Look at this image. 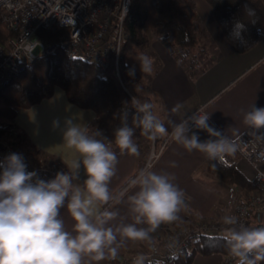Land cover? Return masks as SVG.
<instances>
[{
    "label": "clouds",
    "instance_id": "9594fccd",
    "mask_svg": "<svg viewBox=\"0 0 264 264\" xmlns=\"http://www.w3.org/2000/svg\"><path fill=\"white\" fill-rule=\"evenodd\" d=\"M244 11L250 19L255 17V9L247 4ZM245 31V24L237 20L229 36L243 44ZM138 61L141 72L152 73L149 56L142 55ZM129 75L134 76L135 69H130ZM181 107L177 104L172 111L178 112ZM210 116L201 107L178 123L169 120V132L154 105L137 100L134 126H129L125 111L121 126L115 129L114 142L121 155L138 156L134 136L139 128L151 141L168 136L186 151H198L209 160L234 155L240 137H231L210 125ZM242 123L257 139H264V107L253 104L243 112ZM53 126L59 127V120H54ZM193 127L205 131L209 138L201 141ZM97 137H102L100 131L90 134L87 126L65 120L63 140L79 158L67 172H58L48 181L26 170L22 154L12 153L0 161V264H99L115 260L129 242H146L155 250L152 233L162 224L179 220V213L187 207L185 193L174 182L173 174L154 171L151 163L128 177L124 187L113 194L109 185L117 174L118 156ZM81 167L86 179L79 183ZM114 204L126 205V214L122 215ZM62 209L71 219L70 228L66 227ZM221 222L224 230L217 239L223 241L235 264H264V225L248 227L230 214ZM176 245L173 239L169 248ZM145 260L144 255H137L133 264H145Z\"/></svg>",
    "mask_w": 264,
    "mask_h": 264
},
{
    "label": "crops",
    "instance_id": "0c3cea01",
    "mask_svg": "<svg viewBox=\"0 0 264 264\" xmlns=\"http://www.w3.org/2000/svg\"><path fill=\"white\" fill-rule=\"evenodd\" d=\"M196 2V20H199L200 40L206 44L203 49L205 52L199 57H188L185 55L187 51L179 52L170 40L153 36L147 48L153 62V71L144 76L139 88L151 96L154 111L164 121L169 132V120L178 123L184 116L186 118L199 107H204L211 113L210 125L231 137L241 136L247 130L242 123L243 112L253 104L264 107V32L253 48L237 52L225 37L205 1ZM177 104L182 107L178 112H173L172 109ZM67 119L89 129L95 122L96 115L92 109L82 108L69 101L65 90L57 86L51 97L31 107L19 108L15 124L43 154L59 159L69 170L79 154L63 140ZM54 120H59V127L53 126ZM192 131L199 135L201 141L209 138L203 130L193 128ZM134 141L139 148L138 156L121 155L115 142L108 143L119 160L117 174L109 185L114 195L128 177L150 161L151 141L141 132H135ZM225 157L228 160V155ZM206 160L203 153L195 150L188 152L170 138L160 155L151 163L154 171L173 174L174 182L185 193L187 207L179 213V220L162 225L184 224L203 217H222L243 199L247 189L226 184L206 171ZM172 162H175V167ZM233 163L253 181L256 170L250 161L238 156ZM84 179L86 176L81 167L79 183ZM114 207L119 208L122 215L127 212L124 204H114ZM61 214L66 227L70 228L72 222L66 209H62ZM162 225L152 233L154 241L159 240L164 230ZM147 245L141 241L129 242L119 256L125 258ZM225 256L222 252L196 253L191 264H224ZM109 261L104 260L99 264H108ZM92 264L96 262L93 261Z\"/></svg>",
    "mask_w": 264,
    "mask_h": 264
},
{
    "label": "trees",
    "instance_id": "16d2710c",
    "mask_svg": "<svg viewBox=\"0 0 264 264\" xmlns=\"http://www.w3.org/2000/svg\"><path fill=\"white\" fill-rule=\"evenodd\" d=\"M207 1L213 8L215 19L222 32L237 52H246L259 42L264 32V0ZM246 4L255 9V17L251 18L255 19V23H252L245 14ZM196 18V0H132L125 19L128 38L120 51L118 69L116 59L113 57L105 75L102 76L94 63L82 57H72L66 47H61L53 54L39 56L21 73L13 76L0 91V130L2 132L10 130L16 125L15 117L19 108L31 107L51 97L55 88L60 86L65 90L69 101L95 112L96 119L88 129L89 133L100 131L102 137H97L98 139H104L107 144L114 142L115 129L121 126L125 111L128 113L129 126H134L136 101L153 104L151 96L139 88L147 73L141 72L138 58L142 55L149 56L147 48L153 36L170 40L179 52L195 50L200 45V31ZM237 20L242 21L246 26L243 44L232 40L229 36L233 23ZM13 34L0 17V43H6ZM62 34L61 29L39 32L41 38L49 41L58 40ZM130 69H135L134 76L129 75ZM136 132L141 130L136 128ZM166 139L167 136L154 141L155 147ZM23 142L27 143L36 154L44 155L45 159L52 158L43 154L41 149L28 138ZM63 169L65 172L68 171L64 166ZM204 169L231 186L239 185L250 190L256 188L253 181L247 178L234 163L227 162L226 157L216 160L207 158ZM40 177L37 174V178ZM53 178L55 177H47L46 181ZM125 183L115 194L124 187ZM252 223L253 227L264 225L258 213H253ZM162 226L164 229L169 227ZM218 235H199L192 241L191 248L184 249L165 264H191L196 253L222 252L228 255L229 252L223 241L217 239ZM124 259L118 255L108 264H123ZM228 264H235V261Z\"/></svg>",
    "mask_w": 264,
    "mask_h": 264
},
{
    "label": "built area",
    "instance_id": "2783aa9c",
    "mask_svg": "<svg viewBox=\"0 0 264 264\" xmlns=\"http://www.w3.org/2000/svg\"><path fill=\"white\" fill-rule=\"evenodd\" d=\"M131 4L132 0H0L1 21L14 33L6 43H0V91L39 56L53 54L61 47H66L72 57L94 63L102 76L113 57L118 69L120 51L128 38L125 19ZM58 29L63 31L58 40H45L39 35L40 30ZM239 137V148L228 156L227 162L233 163L238 156L250 161L256 170L253 178L256 188L247 189L246 198L225 215H236L241 223L253 227V213H258L260 219L264 215V139H257L249 129ZM25 139L27 136L16 125L10 130H0V161L12 153L22 154L26 170L36 172L45 181L58 172H65L59 159L47 160L44 155L36 154L23 142ZM169 139L167 136L158 149L153 146L149 163L160 155ZM222 217H203L171 225L161 232L155 250L148 247L133 251L123 264H133L134 258L141 254L146 257L145 264L168 263L184 249L191 248L199 235L220 234L224 230ZM173 239L177 241L174 249L169 248ZM234 261L228 254L224 264Z\"/></svg>",
    "mask_w": 264,
    "mask_h": 264
},
{
    "label": "rangeland",
    "instance_id": "374dc122",
    "mask_svg": "<svg viewBox=\"0 0 264 264\" xmlns=\"http://www.w3.org/2000/svg\"><path fill=\"white\" fill-rule=\"evenodd\" d=\"M205 1V3L207 4V6H208V8H209V10H210V12H211V14H213L214 15V13H213V8H212V6L209 4V2L207 1V0H204ZM197 21H199L198 19H197ZM216 21V20H215ZM199 23V22H198ZM216 23V22H215ZM205 42H203L202 40H200V45L195 49V50H182V51H187V53H185V55L187 56L188 55V57H189V55L191 56V57H194L195 55V57H199V56H201V54L202 53H204L205 52V50H203L204 49V47H205ZM36 52L37 53H39V49H37L36 50ZM190 52V53H189ZM207 52H209V50H208V48H207ZM151 141V140H150ZM152 144V145H151ZM151 144H150V147H152L153 148V146L155 145V142L154 141H151ZM160 147V145L158 146V147H156L157 149ZM244 193H246V192H244ZM243 198L245 199L246 198V196L245 195H243ZM262 220L264 221V215L262 216ZM156 242V241H155ZM148 247H150L149 245H147V246H145V247H143V248H141V249H148ZM141 249H139V250H141ZM136 251V250H135Z\"/></svg>",
    "mask_w": 264,
    "mask_h": 264
}]
</instances>
